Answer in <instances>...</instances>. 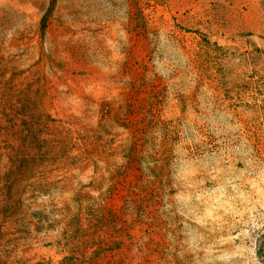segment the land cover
I'll use <instances>...</instances> for the list:
<instances>
[{
    "label": "rangeland",
    "instance_id": "rangeland-1",
    "mask_svg": "<svg viewBox=\"0 0 264 264\" xmlns=\"http://www.w3.org/2000/svg\"><path fill=\"white\" fill-rule=\"evenodd\" d=\"M0 264H264V0H0Z\"/></svg>",
    "mask_w": 264,
    "mask_h": 264
}]
</instances>
